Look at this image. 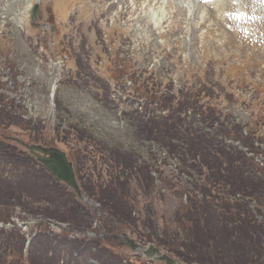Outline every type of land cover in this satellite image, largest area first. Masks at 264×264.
Masks as SVG:
<instances>
[{"label":"rangeland","instance_id":"1","mask_svg":"<svg viewBox=\"0 0 264 264\" xmlns=\"http://www.w3.org/2000/svg\"><path fill=\"white\" fill-rule=\"evenodd\" d=\"M205 1L0 0V107L5 112L12 106L13 115L23 124V128L10 125L0 133L27 144L37 143L35 135H45L49 140L40 141V145L67 152L69 139L63 135L68 133V126H76L107 148L128 154L130 160L135 157L153 166L150 201L135 178L130 180L129 193L137 212L134 231L113 229L116 224L110 227L98 212L99 204L91 202L82 189L79 204L83 208L77 210L78 214L90 221L92 215L95 217L92 230L85 233L87 237L106 234L110 229L115 234H126L142 248L146 235L162 231L179 204L188 201L184 195L180 203L177 190L184 187L190 191L191 182L197 178L195 172L188 168L182 172L180 168L184 167L171 156L163 161L165 152L158 144L135 131L137 119L146 122L158 114L156 105H143V96L148 99L151 90L163 93L167 88L181 95L201 92L202 99L216 104L225 122L214 114L218 126L211 129L209 115H202L200 109L206 121L196 126L205 134L214 135L218 127L227 128L229 120L252 131L259 127L258 134L264 135V125L254 126L257 118L264 117V0H225L216 13L205 6ZM34 4L38 9L32 19ZM159 11L163 23L156 21L155 26L160 27L155 28L151 17ZM189 11H193L191 17ZM200 16L206 18L202 26L198 24ZM139 84H148L144 95L134 90ZM190 118L200 120L197 114ZM27 122L29 131L24 130ZM32 127L39 132H30ZM54 130L60 134L55 136ZM6 141L9 153L27 158L23 147ZM89 158L87 170H83L86 175L80 182L92 176L108 178L109 170L105 171L101 162L92 161L98 158L93 155ZM257 162L264 164V156ZM7 179L13 189L15 180L10 174ZM1 184L2 181L0 191L4 187ZM30 185L33 187L25 194L26 201L36 207L38 203L32 200L39 199L42 191L36 184ZM21 208L11 201L10 205L0 207V214L10 213L7 220L23 223L26 234L35 228L39 231L36 221ZM50 230L55 229L52 226L42 229L40 242L48 238ZM73 235L68 239L81 237ZM111 244L114 247L119 243ZM46 251L44 245L36 248L33 254L36 264H65L60 258L52 261ZM115 251L126 263L162 264L126 247L116 246ZM65 252L68 256L69 250ZM89 257L78 260L98 264Z\"/></svg>","mask_w":264,"mask_h":264},{"label":"trees","instance_id":"2","mask_svg":"<svg viewBox=\"0 0 264 264\" xmlns=\"http://www.w3.org/2000/svg\"><path fill=\"white\" fill-rule=\"evenodd\" d=\"M137 91L145 94L148 88L140 84ZM148 94L150 96L147 98L150 103L156 104L159 114L152 115L146 122L137 119L135 131H141V134L155 141L166 157L177 159L184 167L180 168L182 172L185 168L191 169L197 178L194 183L191 182L190 191L184 187L177 190L180 203L184 195L188 197L187 203L179 204L170 220L164 223L163 230L146 235L145 241L155 243L157 247L185 264H264V164L257 162L259 157L264 156V135L258 134L259 127L252 131L228 120L227 128L218 127L214 130V135L205 134L196 126L204 121L199 113L200 109L202 115H209L211 129L218 126V122H214V114L219 116V121L223 114L208 102L200 104L201 92L174 95L151 90ZM9 108L4 112L0 107V126L3 130L10 125L21 128L22 120L17 121L12 106ZM163 112L165 113L162 114ZM194 113L200 120L195 122L190 118ZM257 125H264V117L255 120L254 126ZM24 126V130H29L30 123L27 122ZM35 130L39 132L38 128H30L31 132ZM66 131L68 133L65 132L63 138L67 137L66 135L71 137L74 145L67 146L76 162L81 163L89 151L88 147L91 146L93 151L90 155L102 158V163L108 170L113 171V176L105 182L93 183L91 179L79 182L81 190L85 189L86 196L99 204L102 219L108 221L110 227L116 224L117 227L113 229L136 227V218L132 215L136 206L129 193L130 180L135 178V183L143 189L146 196L153 187L152 165L139 162L135 157L130 160L128 154L119 149L107 148L91 134L78 131L76 126H68ZM59 134L60 132L55 133V136ZM38 135L34 138L37 143H47L49 140L45 135ZM30 136L29 134L32 140L33 137ZM230 140L238 142L244 150L230 144ZM8 149L10 150V147L2 140L0 134V162L9 165V171L16 172L11 174L15 180L14 191L9 188L8 179H3V171H0L1 186L4 185V189L0 191V207L15 201L32 217L66 223L77 230H87L91 227L90 218L79 216L77 210L83 207L73 192L54 181L29 157L25 159L14 155L9 153ZM21 173L23 174L18 181ZM81 179L83 177H80L79 181ZM26 183L28 185H25ZM30 184H36L42 191V198L40 196L39 199L32 200L38 203L36 207L26 201L29 188L33 187ZM22 194H26L25 198ZM9 217L0 214V220L4 223ZM43 228L45 229V224L38 226L39 231L30 242L27 255L23 254L25 239L18 228L13 226L8 231L0 230V264H36L33 254L39 245H44L46 252L60 245L68 248L70 252L66 264L71 262L74 253L72 251H76L80 256L84 252H96L99 264H122L123 259L103 248L97 239L69 242L65 235H61L40 242ZM106 232L109 234L112 230L107 229ZM92 249L94 252H91ZM51 260L55 261V256L51 257ZM74 264L80 263L75 260Z\"/></svg>","mask_w":264,"mask_h":264},{"label":"water","instance_id":"3","mask_svg":"<svg viewBox=\"0 0 264 264\" xmlns=\"http://www.w3.org/2000/svg\"><path fill=\"white\" fill-rule=\"evenodd\" d=\"M25 147L36 157V160L40 162L52 175L58 180L65 183L67 186L75 190L79 195L77 185L74 181V175L71 164L67 161L65 154L57 148H43L40 146H28ZM127 246L132 250H137V246L132 241H127ZM146 257L155 258L158 261H162L165 264H178L174 260L168 258L165 255H160L157 250L150 248L144 253ZM156 256V257H155Z\"/></svg>","mask_w":264,"mask_h":264}]
</instances>
